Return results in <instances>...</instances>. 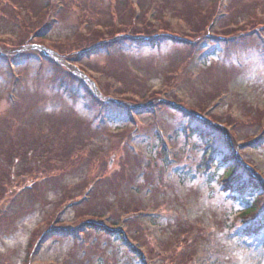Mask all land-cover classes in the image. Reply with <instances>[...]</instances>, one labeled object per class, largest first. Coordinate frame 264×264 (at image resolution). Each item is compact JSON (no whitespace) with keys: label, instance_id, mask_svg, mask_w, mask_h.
Wrapping results in <instances>:
<instances>
[{"label":"rangeland","instance_id":"374dc122","mask_svg":"<svg viewBox=\"0 0 264 264\" xmlns=\"http://www.w3.org/2000/svg\"><path fill=\"white\" fill-rule=\"evenodd\" d=\"M121 2L0 0V264H264V0Z\"/></svg>","mask_w":264,"mask_h":264},{"label":"trees","instance_id":"16d2710c","mask_svg":"<svg viewBox=\"0 0 264 264\" xmlns=\"http://www.w3.org/2000/svg\"><path fill=\"white\" fill-rule=\"evenodd\" d=\"M120 1H122L121 3H122V5L125 7L126 6V4L128 3H130L129 5H131L132 4V2H131V0H130V2H129V0H118V2H120ZM159 1H162V3H163V0H159ZM165 1V0H164ZM22 3V2H21ZM161 3V4H162ZM78 8H79V6H77ZM132 8V7H131ZM142 11V9L139 11V15H140V12ZM132 14H134L135 13V10H133V8H132V10L130 11ZM131 14V15H132ZM191 16V15H190ZM183 19V18H182ZM189 19V18H188ZM184 21H185V19H183ZM202 24V23H201ZM202 27H205L206 28V26H208V24H202L201 25ZM204 28V29H205ZM204 31V30H203ZM43 32V31H42ZM168 34H170V33H168ZM244 35H246V34H244ZM243 34H239V38L238 39H240V38H242L243 36H244ZM144 36H142L141 38H136L139 42H146V41H148L149 39H145V38H143ZM171 38H173V37H171ZM27 43L25 42V45H26ZM22 45H23V43H22ZM22 48H24V46H22ZM228 64V63H227ZM130 78L129 77H127V81L128 82H130ZM165 104V103H164ZM195 133H197V132H195ZM199 134H201V133H199ZM210 154L212 153V151H210L209 152ZM32 154V153H31ZM16 158H17V156H15ZM16 160V159H15ZM50 160V159H49ZM235 173L236 172H234V168L233 169H231L230 171H229V173H228V177H227V180H225V181H228V183L230 184L231 183V181L233 180V179H235ZM242 181V179H240V180H238V182H236L234 185H232V187L230 188V190H231V194H236V199L239 201V202H241V203H243L245 206H246V209L243 211V212H241L240 214H246L245 216H248V215H250L251 217L252 216H254V214H257V211H259L258 210V206H259V204H260V201H254V197H256L257 199H258V197L259 196H261V195H256L255 194V191H253L252 192V189L250 190V191H245L242 187H238V189H237V185L240 183ZM232 184V183H231ZM256 184H259V183H256ZM260 185V184H259ZM258 185V186H259ZM256 186V185H255ZM257 192H261V190H259L258 189V191ZM256 212V213H255ZM98 248V247H97ZM88 253L90 252V253H92L93 251H87ZM95 252V251H94Z\"/></svg>","mask_w":264,"mask_h":264}]
</instances>
